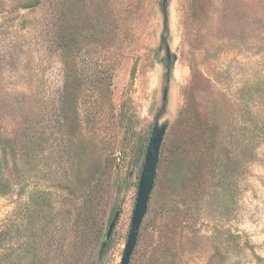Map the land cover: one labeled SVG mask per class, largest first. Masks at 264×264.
I'll return each instance as SVG.
<instances>
[{"label": "rangeland", "instance_id": "374dc122", "mask_svg": "<svg viewBox=\"0 0 264 264\" xmlns=\"http://www.w3.org/2000/svg\"><path fill=\"white\" fill-rule=\"evenodd\" d=\"M168 18L164 35L161 0H0V164L20 182L0 264H120L158 113L130 264H264V0H169Z\"/></svg>", "mask_w": 264, "mask_h": 264}, {"label": "water", "instance_id": "95a60500", "mask_svg": "<svg viewBox=\"0 0 264 264\" xmlns=\"http://www.w3.org/2000/svg\"><path fill=\"white\" fill-rule=\"evenodd\" d=\"M166 56L168 60L171 59V50H170V46L167 43H166ZM170 72L171 70L170 68H168L166 72L167 80H170ZM167 94H168V86L166 85L164 88V99L167 97ZM160 118H161L160 113H158L151 133L150 141L147 146L145 161L143 164L141 178L138 185V193H137L136 204L132 216V222L120 264L131 263L132 255L134 254L136 246L138 244L141 226L148 211L151 193L153 191L155 184L161 146L167 128L169 126L168 120L159 123ZM119 216H120V210L117 209L108 226V230L106 233L105 240L102 244L101 251L104 250L108 240L111 238L114 228L119 219Z\"/></svg>", "mask_w": 264, "mask_h": 264}, {"label": "trees", "instance_id": "16d2710c", "mask_svg": "<svg viewBox=\"0 0 264 264\" xmlns=\"http://www.w3.org/2000/svg\"><path fill=\"white\" fill-rule=\"evenodd\" d=\"M40 2H41V0H34L35 4L36 3L38 4ZM161 9H162V12L164 15V35H165L169 31V24H168L169 0H161ZM109 87H110V85L108 86V89H109ZM73 94L74 93L70 92V93H68V96L74 98ZM166 102H167V97L164 99L163 107L166 106ZM145 152H146V149L144 150V153ZM3 158H4L3 166H2V164H0V195H6V194L12 192L15 189V186L20 184V182H15V181L10 180L9 178H5L6 167L8 168V166H9V164L7 162V152L5 149H4V153H3ZM14 169L17 170L18 173L22 172V168L17 162L15 163ZM97 188H99V182H97V180H96V181L90 183V185L87 188L88 191L84 195V205H85V208H88L89 213L92 210L91 206H92L93 198L95 197L94 195H95V192L97 191ZM38 198L39 197L37 196V193H34V192L30 196L31 202H33L35 204L39 203ZM32 211L38 212V209L36 207H33ZM84 221H86V220L82 219L81 217H78L76 219L77 231L79 230V227H81V226L83 227V226L87 225V223ZM105 237H106V235H105ZM112 239L113 238L111 236V238L108 240L107 245L104 248V250L100 251L99 257H103L108 252V250L110 249V247L112 245ZM37 243H38V241L36 238L30 237L29 244L33 250H35V247H37ZM33 263H34V260L31 259L29 264H33Z\"/></svg>", "mask_w": 264, "mask_h": 264}]
</instances>
